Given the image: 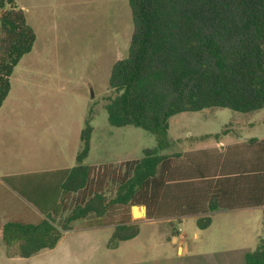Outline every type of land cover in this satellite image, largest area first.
<instances>
[{
    "label": "rangeland",
    "instance_id": "374dc122",
    "mask_svg": "<svg viewBox=\"0 0 264 264\" xmlns=\"http://www.w3.org/2000/svg\"><path fill=\"white\" fill-rule=\"evenodd\" d=\"M15 1L36 42L15 67L11 91L0 108V195H13L45 213L42 218L59 228L62 238L55 249L27 259H6L0 253V264H246V255L264 238V108L248 113L207 108L173 116L168 151L186 154L188 171L171 176L160 200V217L138 222L139 234L113 247L116 225L109 219L119 223L125 208L115 205L108 217L90 215L83 224L68 225L76 195L62 203L59 186L62 169L77 165L87 124L93 133L84 164L93 167L94 188L107 199L115 196L121 163L140 159L146 148L157 145L142 128L112 126L106 110L116 96L109 85L112 66L129 52V2ZM223 130L227 133L220 134ZM205 135L209 138H201ZM204 161L208 165L202 167ZM102 165H110L104 180ZM218 181L229 192L214 212L208 208L209 192ZM3 196L0 203L14 204ZM56 205L61 206V220L46 214ZM134 206L143 205L126 209ZM196 213L200 215H192ZM205 216L212 223L202 229L197 221ZM141 219L144 215L134 217ZM174 229H180L175 236Z\"/></svg>",
    "mask_w": 264,
    "mask_h": 264
},
{
    "label": "trees",
    "instance_id": "16d2710c",
    "mask_svg": "<svg viewBox=\"0 0 264 264\" xmlns=\"http://www.w3.org/2000/svg\"><path fill=\"white\" fill-rule=\"evenodd\" d=\"M128 2L133 21L129 52L112 66L109 85L116 96L106 110L112 126L142 128L154 135L157 145L146 148L140 159L121 163L124 171H118L115 196L107 199L102 190L94 188L93 167L84 164L93 133V127L87 124L81 132L77 165L61 185L62 203L76 195L68 225L90 215L105 217L115 205L125 208L110 239L113 247L139 234L138 222L132 221L126 207L145 205L147 217H160L157 208L161 193L170 182L169 173H163L175 157L163 154L171 146L173 116L207 108L243 113L264 108V0ZM35 42L36 33L25 11L15 0H0V108L11 91L15 67L32 51ZM225 133L223 130L220 134ZM248 142L258 144L256 139ZM107 166L102 165V180L108 174ZM226 185L218 181L211 187L210 211L217 209L229 192ZM19 203L30 209L21 200ZM153 209H157L154 216ZM35 217L3 225L2 238L9 257L30 258L42 250L54 249L60 242L59 228L46 218ZM197 223L206 229L212 219L200 217ZM178 233L174 229V236ZM246 264H264V238L246 255Z\"/></svg>",
    "mask_w": 264,
    "mask_h": 264
},
{
    "label": "crops",
    "instance_id": "0c3cea01",
    "mask_svg": "<svg viewBox=\"0 0 264 264\" xmlns=\"http://www.w3.org/2000/svg\"><path fill=\"white\" fill-rule=\"evenodd\" d=\"M170 130V129H169ZM227 133V132H226ZM225 133V134H226ZM205 136H207V135H205ZM205 136H202L201 138H205V139H207V138H209V137H205ZM250 139H256V138H248V139H246V141L248 142ZM256 140H258V139H256ZM179 141V140H178ZM171 142V141H170ZM219 144L220 145H223L222 144V142H221V140L219 141ZM172 146V145H171ZM171 146H170V148H171ZM170 148H168L167 150H165L164 152H163V154H166V155H175V157H173V158H171V160L169 161V164L168 165H166V167H165V169H164V176L165 175H167V173H169V179L171 180V176L173 175V174H179L182 170H186V171H188V169H185V168H189V166L188 165H186L185 164V162H184V160H185V158H186V154L184 155V153L183 152H181V151H173V152H169L168 150L170 149ZM208 165V162L207 161H204L203 162V164H202V167H205V166H207ZM73 168V167H72ZM71 167L70 168H68V169H62V171L64 172L63 174H61V180H60V189H61V185L63 184V182L65 181V179L67 178V176H68V174L70 173V171H71V169H72ZM163 176V175H162ZM169 180V181H170ZM168 185H170V182H167V184H166V187L168 186ZM211 187H213V186H211ZM165 192L164 191H162V193H161V197H160V200H162V196H163V194H164ZM175 194H177L176 192H174ZM3 195H5V194H1L0 195V197L1 196H3ZM8 197H11L13 200H14V204H12V205H6L8 202H4V203H0V253L1 254H3L4 255V257L6 258V259H12V260H14V259H17V260H19V259H27V258H22V257H19V256H16V257H9L8 255H7V246H6V244H5V242H4V240H3V238H2V229H3V225L7 222V221H11V220H25V221H32V220H36L37 219V217H35V215H37V216H39V217H42L43 215H45V213L43 214V212H38V211H34L33 209H25L24 207H22V203H19L20 202V199L18 198H15V197H13V195H5V196H3V199H5V200H7L8 199ZM1 200V199H0ZM18 200H19V202H18ZM22 202V201H21ZM19 204V208L17 207L18 206V204ZM21 204V205H20ZM160 204H161V202H160ZM159 204V206H158V210L160 211V213H162V211H161V205ZM143 206H145V205H143ZM146 207V211H145V215H144V219H141L140 221L138 220V221H136V220H134V217H133V215H132V211H131V216H132V221L134 222H141V221H145V220H147L148 219V217H147V212H148V208H147V206H145ZM60 209H61V206H58V205H56L55 207H53L51 210H50V212H46V214L48 213H51V214H53V216L54 217H57V219L58 220H61L62 219V212H60ZM157 209H156V211H155V214L157 213ZM214 212H216V210L214 211ZM211 213H213V212H211ZM201 214H207V212H203V213H201ZM192 215H200V213H196V214H192ZM64 217V216H63ZM108 217V216H107ZM151 219H154V218H151ZM68 221V220H67ZM109 221L110 222H112L113 224L112 225H117V223L114 221V220H112V219H109ZM78 222H81L82 224H83V219H81V220H78V221H75V222H72V223H70L69 225H72V224H74V223H78ZM210 227V226H209ZM179 231H180V229H179ZM198 236V234L196 233L195 234V237H197ZM181 237H183L182 235H181ZM61 241V240H60ZM177 241V238L176 237H174V242H176ZM60 243V242H59ZM58 243V244H59ZM1 247H5L6 248V251H4L3 252V250L1 249ZM57 247V246H56ZM55 247V248H56ZM54 248V249H55ZM52 250V249H51ZM179 252H180V250H182L183 251V247H179Z\"/></svg>",
    "mask_w": 264,
    "mask_h": 264
},
{
    "label": "bare ground",
    "instance_id": "6f19581e",
    "mask_svg": "<svg viewBox=\"0 0 264 264\" xmlns=\"http://www.w3.org/2000/svg\"><path fill=\"white\" fill-rule=\"evenodd\" d=\"M134 213L136 214L135 216H143L144 215V210L140 209L138 207L134 208Z\"/></svg>",
    "mask_w": 264,
    "mask_h": 264
},
{
    "label": "water",
    "instance_id": "95a60500",
    "mask_svg": "<svg viewBox=\"0 0 264 264\" xmlns=\"http://www.w3.org/2000/svg\"><path fill=\"white\" fill-rule=\"evenodd\" d=\"M135 207H137V206H134V207H132V215H133V217H135V213H134V208ZM138 208H140V209H143L144 210V215H145V211H146V207L145 206H140V207H138Z\"/></svg>",
    "mask_w": 264,
    "mask_h": 264
}]
</instances>
